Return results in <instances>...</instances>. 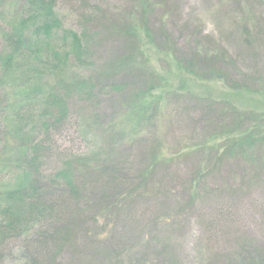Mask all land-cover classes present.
<instances>
[{
  "label": "rangeland",
  "instance_id": "rangeland-1",
  "mask_svg": "<svg viewBox=\"0 0 264 264\" xmlns=\"http://www.w3.org/2000/svg\"><path fill=\"white\" fill-rule=\"evenodd\" d=\"M260 1L264 0H167L163 5L152 4L147 11L142 0H91L88 5L99 6L107 20L118 18L123 25L133 26L142 42L146 59L144 64L137 62L134 67L121 71L111 70L110 79H106L104 76L108 75V70L105 64L124 52V41L99 28L100 19L83 27L79 3L58 0L55 11L61 28L54 34L55 39L68 36L71 32L79 34L85 31L92 38L91 64L79 67L71 61L64 74L57 71L46 79L54 83L64 75L70 79L78 76L94 81L95 88L90 98L77 94L66 97L69 114L75 121L78 120L77 113H80L81 119L83 117L85 121L91 119L98 123L93 128L99 143L94 150H99L101 156L115 151L116 162L127 159L125 171L128 174L124 187L114 184L113 180L109 182L101 178L97 181L100 184L96 185L93 177L76 173L77 181H88L87 193L90 197L86 207L89 208L88 213L90 210L94 212V218H83V221L86 220L83 224L71 221L75 235L71 237V246L64 250L62 259L72 264H101L108 256L115 254L122 260L126 259L129 251L131 257L137 259L146 253L145 249L159 243L166 246L167 253L176 255L178 264H207L209 259H220L227 250H232L237 240L249 241L264 248V227L259 216L264 208V171L247 170L243 179L230 173L227 177L207 176L201 187L209 196L201 189L192 201L187 200L186 194L179 193L182 186L178 182L181 181L184 187L188 186L190 171L196 163L208 165L209 150L205 144L202 151L193 153L192 150L197 149L194 148L190 155L169 165L168 171L172 173L170 180L174 178L172 192L179 197V200L171 198V206L179 203V207L186 208L187 204H193L181 218H174L176 230L165 232L168 229L164 227L165 230L158 233L151 229L150 222L154 215L157 213L159 216L163 211L160 206L158 209L153 206L155 202L152 196H149L150 200H139V203L151 206H138L135 210L137 217L141 216L144 208L149 209L143 217L126 221L125 227L120 223L114 226L101 210L104 206L101 198L107 196L108 191L109 195L116 191L123 193L126 187L134 188L137 185L138 177L132 175L137 174L143 166L146 149L151 148L156 138L164 143L162 150L169 159L170 153L187 152L188 144L197 145L205 133L216 130L211 126L216 120L214 118L221 119V132L230 131L232 116L235 117L234 112L228 111L231 106L240 111L264 113V6ZM142 6L146 10L144 13L140 11ZM104 23L107 24V21ZM259 32L260 37H254ZM215 47L227 51L234 59L235 66L219 64L222 74L208 78L185 71V64L189 61L187 59L185 62L183 58H190L192 54L208 48L216 51ZM142 76L148 80L146 85L153 89L147 88L142 93L145 96L140 104L144 111L140 112L139 105L132 109L121 105V100L125 95L133 96L142 89ZM233 82L249 87L233 88ZM105 85L107 87L104 88ZM205 99L212 101L207 103ZM210 106L213 109L209 110ZM90 150L92 146L81 132L74 127L67 129L54 139L47 174L60 165L61 157H74ZM230 164L227 163L223 172L229 170ZM91 184L95 186L92 188ZM214 188H220V191L213 195L209 189ZM218 202H223L225 206L221 209ZM70 208L68 212L74 211ZM124 210L119 213L123 215ZM128 212L133 214L129 209ZM67 213L64 206L65 222L70 219ZM211 213H218L216 216L220 213L221 218L229 216L232 223L226 219V222L208 228ZM8 260V264L19 261Z\"/></svg>",
  "mask_w": 264,
  "mask_h": 264
},
{
  "label": "trees",
  "instance_id": "trees-1",
  "mask_svg": "<svg viewBox=\"0 0 264 264\" xmlns=\"http://www.w3.org/2000/svg\"><path fill=\"white\" fill-rule=\"evenodd\" d=\"M90 1L71 0L79 3L83 27L100 19L99 28L124 41V52L105 64L108 75L104 77L110 79L112 71L134 67L137 62L144 64L146 59L142 42L133 26L123 25L118 18L107 20L99 6L88 5ZM142 1L149 11L152 4L163 5L167 0ZM57 2L58 0H0V264H8V258L18 259L17 264H72L62 259L64 250L71 246V237L75 235L71 221L83 224L86 221L83 218H94V212L90 210L88 213L89 208L86 207L90 197L87 193L88 181H77L76 173L93 177L96 185L100 184L97 181L101 178L124 186L128 176L125 171L127 159L116 162L115 151L101 156L99 150H94L99 145L93 131L98 123L91 119L85 121L83 117L81 119L80 113H77L78 120L75 121L69 114L66 97L77 94L90 98L95 88L94 81L78 76L70 79L64 75L54 83L46 79L48 75L54 76L57 71L64 74L71 61L79 67L91 64L92 38L85 31L79 34L71 32L68 36L62 35L60 39H55L54 34L61 28L55 11ZM263 2L259 3L264 6ZM140 11L144 13L146 10L142 6ZM260 35L261 32L254 37L258 38ZM215 48L216 51L208 48L192 54L190 58H183L185 62L187 59L189 61L185 64V71L200 78H208L222 74L219 64L235 66L234 59L227 51ZM223 75L222 77H226V74ZM142 81V89L133 96L125 95L121 105L132 109L139 105V111H144L140 104L145 96L142 93L153 87L146 85V77L142 76ZM232 87L249 86L233 82ZM206 101L210 103L212 100ZM228 111L234 112L235 116H232L230 131L221 132L222 121L214 118L216 120L213 119L215 122L211 126L216 130L205 133L199 144H188L187 152L170 153L169 159H166L162 150L164 143L156 138L151 148L146 149L143 166L137 174L132 175L138 177L137 185L134 188L126 187L123 193L116 191L109 195L108 191L107 196L101 198V204L104 205L101 209L103 216L106 215L114 226L120 223L125 227L126 221L143 217L151 206L139 203V200H150L149 196H152L155 202L153 206L156 209L160 206L163 211L159 216L157 213L154 215L155 218L150 222L151 229L158 233L165 228L168 229L165 232L170 233V229L176 230L174 218H181L193 204H187L186 208L179 207V203L171 206V198L179 200V197H175L172 192L171 183L174 178L170 180L172 173L168 171L169 165L174 160L190 155L194 148L197 149L192 150L193 153L202 151L203 144L209 150L208 165H203L202 162L195 164L190 171L191 176L188 186L186 185L188 188L181 181L178 182L182 186L179 193L186 194L188 201L194 200L201 189L207 195L205 188L201 187L207 176L227 177L230 173L243 179L247 170L263 172L264 113L240 111L232 106ZM71 127L81 132L92 150L74 157H61L60 165L47 174L55 137ZM220 143L222 147H219ZM256 153L258 155L254 157ZM227 163H231L228 165L229 170L223 172ZM94 184H91L92 188ZM219 191L220 188L209 189V193L213 195ZM93 197L96 200L95 195ZM218 203L222 209L224 203ZM64 206L65 213L69 211V207L70 210L74 209L67 213L70 219L66 222L65 215L63 216ZM138 206H149L144 208L140 217L135 214ZM169 208L174 210L170 211ZM128 209L133 214L127 213ZM120 210H124L123 215L119 213ZM217 214H210L208 228L220 225L226 219L232 223L229 216L221 218L220 213L219 216ZM259 216L264 227V208ZM152 245L137 259L132 258L129 251L126 259L122 260L115 254L108 256L101 264H178L176 255L167 253L166 246L159 243ZM227 251L220 259H209L207 264H264V248L252 242L237 240L234 248ZM159 258L162 261H157Z\"/></svg>",
  "mask_w": 264,
  "mask_h": 264
}]
</instances>
